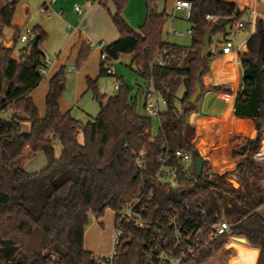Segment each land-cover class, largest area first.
<instances>
[{
  "label": "trees",
  "instance_id": "trees-1",
  "mask_svg": "<svg viewBox=\"0 0 264 264\" xmlns=\"http://www.w3.org/2000/svg\"><path fill=\"white\" fill-rule=\"evenodd\" d=\"M107 1L99 0V3L108 11ZM110 1L115 7L110 17L119 38L103 50L112 63L122 56H132L130 67L142 78L152 79L165 100V109L157 118V133L151 131L152 117L138 112L121 79H117V93L106 97L98 93L95 80L86 78L87 91L100 104L106 102L86 123L76 120L69 112L61 113L58 102L65 87L63 68L48 81L45 114L40 117L30 92L44 78L37 70L42 65L44 32L39 26L33 27L31 35L37 37V42L33 44L30 40L25 44L17 58L12 57V47L0 45V114H10L8 120L0 117V264H46L44 253L49 251L60 257L58 264H92L93 254L83 246L88 214L98 218L106 209L115 212L145 188L153 191L145 212L147 226L144 230H129L131 239L122 243L114 264H143V243L154 227L161 225L168 229L167 216L173 210L181 220H192V228H210L217 221L214 214L221 215L224 205L217 192L236 198L247 211L229 221L226 234L182 264L205 263L231 236L244 237L251 247L258 248L256 264H264V217L256 211L264 203V197L253 205L247 201L250 187H254L253 178L258 174L257 162L251 156L264 129L262 20L256 18L237 52L241 83L233 91L209 68L211 53L208 57L201 55L205 32L209 31L211 37L223 28L207 22L205 15L225 17L228 23H234L244 13L243 0H186L192 4L187 19L190 23L187 49L163 42L166 16L153 10L152 0H146L144 21L137 30L130 28L121 16L126 0ZM17 3L18 0H0V30L12 28L13 43L19 35L11 25ZM89 46L87 42L82 44L75 63L77 68L87 59ZM182 51L185 52L183 64H178L176 58ZM158 58L163 59V65L156 63ZM99 75H108L102 61ZM207 76L213 82L204 84ZM198 80L201 96L189 104ZM180 87L183 94L177 98ZM206 91L234 100L231 115L215 125V141L210 139L212 134L206 127L207 130L196 133L197 128H203L201 117H195L201 121L200 127L188 124L189 114L193 121L196 113H214V109H196ZM20 120L29 122L28 132H21ZM78 135L82 136L81 142ZM196 136H202L204 142H195ZM56 144L60 150L58 156H55ZM26 149L27 157L37 152L44 155L46 164L40 171L28 173L23 169L21 161ZM176 150L190 155L189 165L179 164L171 157ZM161 151L168 153L178 175L172 183L150 186ZM197 157L203 160L200 176L195 170ZM138 159L144 165L142 169L136 166ZM209 163L215 166L211 176L207 171ZM230 176L239 177L238 188L229 181ZM241 185L243 193H239ZM243 242L242 238L230 239L237 254L226 264L255 263V249Z\"/></svg>",
  "mask_w": 264,
  "mask_h": 264
},
{
  "label": "crops",
  "instance_id": "crops-1",
  "mask_svg": "<svg viewBox=\"0 0 264 264\" xmlns=\"http://www.w3.org/2000/svg\"><path fill=\"white\" fill-rule=\"evenodd\" d=\"M44 2H45L44 0L38 1V11L42 16L41 18H39V20H36L38 24L35 26H39L41 30L44 32V39H43V43L41 44V49L44 50L43 52L48 56V58H52L51 61L52 63L48 68L47 74L44 76L41 82L36 86V88H34L30 92V97L34 101L40 117H43L45 114V95L48 91L49 79H51L60 69L63 68L65 71V68L67 66L69 67L66 69V72L68 74H65V87L58 102L61 113H66V112L70 113V107H69L70 103L69 102L66 103L64 101L70 83L73 85L72 87V92L74 94L72 98L73 101L77 100V98L80 95H83L84 93L88 92L86 86V78L95 80V85L98 93L100 95L106 96L104 93L100 92L98 85V79L100 78L99 43L102 42L105 45H108L119 38V33L116 30L114 24L112 23L110 17V14H113L115 12V7L110 0L106 2V7L108 11L101 6L99 0H49L47 11L41 12L40 7L43 5ZM129 2H131V0H128V3ZM243 2L245 6L251 4L250 0H244ZM75 6L79 7L80 13H77V11L74 9ZM256 10H257V5H256ZM156 13L160 14V12H156ZM163 14H165L166 19L167 17L170 18V23L172 25L178 15L182 14L185 17V11L183 9L176 10L174 8V4L171 10H169V12L165 10ZM143 15L144 18L145 13H143ZM30 16H31V10L28 4V0H18L15 13L12 17V22H11L12 27H14L18 31V33H20V29L23 28L24 25L29 22ZM121 16L125 20V22L129 25V27L132 28L133 30H137L144 21V19L142 21V17H138L136 21L137 24L135 25L134 24L135 21L128 20L129 18H126L127 16L125 15L124 12L121 13ZM4 29L9 30V37L8 38L3 37L2 39H0V45H3L7 41L9 42L8 47H11L12 44H14L12 40L13 29L7 27H4ZM168 33L166 36H163L164 43L181 46L184 49H187V47L190 45V44L181 45L172 42L168 36ZM84 42H87L88 45H90L89 46L90 52L87 59L80 64L79 66L80 68L79 70H77L78 68L75 66V63L77 61L81 46ZM244 42L245 40L240 44L239 48L244 44ZM239 48L235 47L234 51L228 54H222L220 53V51L218 52L222 54V56L225 59V62L223 63L224 66L221 69H220V61L218 62L217 60H213L212 63L211 62L208 63L209 68L215 70L216 74L219 75V77H222V81L228 84L231 88H232L231 82L233 81L232 79H235L233 75L238 74V68L236 67L235 64L237 63V65H240L239 58L237 55ZM184 51H182L181 55H179L176 58L178 64H181L183 62L182 60L185 55ZM209 53H211L210 49H209ZM12 57L15 58V56L13 55ZM131 59L132 56L130 55L125 57L124 56L120 57L116 62L112 63V70L114 71L116 77L118 79H121L128 88L130 99L132 101L135 100L136 104L138 105L139 100H141L143 103V93L147 88V83L145 78H142L130 67ZM118 63L123 64L130 71H132L133 74L131 75L130 73H128L130 76L129 78L126 77L124 75L125 73L124 71L123 72L119 71L118 69L119 67H117ZM71 68L72 70H70ZM211 82H213L211 81V77L207 76L204 78V84H208ZM233 103L234 100L229 101L222 97H219L218 95L214 96V94H211L210 92L206 91L203 93L202 100L196 106V109H214V113H209V114L204 113L203 115H200L202 119L204 116L208 118L210 117L213 118L215 117L214 114L218 112L217 109H233ZM102 107L103 105L101 103L100 109ZM220 117H223V115L221 114ZM199 119L193 120L192 124L197 125V121ZM216 119L219 118H217L216 116ZM28 152L29 150L26 149L25 155H27ZM35 158L37 163L34 165L33 161ZM27 162H30V164L25 165ZM45 164H46V160L44 155L41 152H37L31 157H29V159H27L26 162L23 163V169L28 173H35L40 171L45 166ZM259 193L260 195L263 196L264 191L260 190ZM232 237L242 238L244 240L243 244L245 246H250L244 237H236V236H232ZM232 237L229 238L228 243L223 248L224 249L226 248V251L229 252H231L234 249L233 251H235V256H236L237 249L235 246H232V244L230 243V239ZM251 248L255 249L256 260L254 264H256L259 255V249L256 247H251ZM226 263L227 262L225 261L223 264Z\"/></svg>",
  "mask_w": 264,
  "mask_h": 264
},
{
  "label": "built area",
  "instance_id": "built-area-1",
  "mask_svg": "<svg viewBox=\"0 0 264 264\" xmlns=\"http://www.w3.org/2000/svg\"><path fill=\"white\" fill-rule=\"evenodd\" d=\"M40 7L41 12L47 11L48 1ZM251 4L244 7L246 19H237L233 24L236 29L245 28L250 26L252 28L256 18V5L258 1L264 5V0H250ZM174 8L176 10L183 9L185 17L188 19L191 15L192 4L186 0H175ZM74 9L80 13L79 7L75 6ZM218 17L212 14H206L205 20L207 22H214ZM190 33V29L187 31ZM32 39L31 30H26L24 34L18 35V41L21 43H29ZM104 43H99L100 47V61L104 63L106 73L111 76H116L112 70V62L108 59L107 54L104 52ZM235 46L230 40H225L220 48V53L228 54L234 51ZM51 60L43 53L42 65L38 67V72L45 76L48 68L51 65ZM158 65H163L162 58L156 60ZM72 70V68L70 69ZM138 71H141L139 68ZM147 88L143 93V115L147 117H157L160 110V105H165V100L162 98L161 93L157 91L153 85L151 78L145 79ZM114 89L118 91L119 83L115 81ZM171 157L176 159L179 164L189 165L191 157L188 153L176 150ZM255 162H264V129L261 132V139L258 148L251 156ZM159 163L155 174L150 178L149 185L156 183H172L177 177V168L170 164V156L168 153L161 151L157 157ZM136 166L139 169L144 167L140 159L136 161ZM215 170L212 163L207 165L209 176ZM261 186L264 187V180L261 181ZM153 198V191L151 188H145L135 194L129 201H127L122 208L115 211L113 220V234L111 238V247L106 254H93L92 264H114V259L118 255L123 242H129L131 239V228L136 230H144L147 226L145 221V212L149 205L150 200ZM166 230L161 225L154 227L149 235L148 240L143 243L141 256L143 264H182L186 259L191 257L196 252L206 247L209 243L214 241L228 232L230 229L229 222L223 220L220 214H214L217 219L216 223L211 225L210 228H192V220H181L177 211H172L167 216ZM232 237V236H231ZM45 258L48 260L46 264H58L60 257L52 252H45Z\"/></svg>",
  "mask_w": 264,
  "mask_h": 264
},
{
  "label": "rangeland",
  "instance_id": "rangeland-1",
  "mask_svg": "<svg viewBox=\"0 0 264 264\" xmlns=\"http://www.w3.org/2000/svg\"><path fill=\"white\" fill-rule=\"evenodd\" d=\"M38 1L39 0H28V4L31 10V16L29 17V22L24 25L23 28L20 29L19 34H24L26 30H31L35 25L38 23L36 20H39L41 18V14L38 11ZM244 1V0H243ZM175 0H152V8L155 12H160L163 13L165 10L169 12L171 10ZM241 6H245L244 2L241 4ZM146 11V0H131V2L128 3V0H126L125 6L122 10L121 13H125L127 16L126 18H129L128 20H133L135 21V25L137 24L136 21L138 17H142L143 21V13ZM257 17H259L262 22H263V27H264V5L261 3V1L257 2V10H256ZM182 14L178 15L177 18L174 20L173 25L170 23V18L167 17L166 23L164 24L163 27V36H166L168 33L169 38L171 39L172 42L181 44V45H189L190 44V37L187 33V31L190 28V23L188 20H186ZM239 19H246V14L243 13ZM251 31V27H245V28H240L236 29L234 27L233 23H227L223 26L222 30H219L212 34L210 37L211 39V45H210V52H211V57L209 62H213V60H217L218 62L220 61V69L224 66L223 63L225 62L224 57L222 54L218 53L220 51L221 45L225 40H230L236 48H239L240 44L247 39L249 36V33ZM8 38L9 37V30H6L4 28L1 29L0 31V39L2 38ZM43 43V42H42ZM4 47L9 46V42H5L3 44ZM25 46V43H21L18 40L12 44V55L15 56V58L18 57V52L19 49ZM42 50V49H41ZM44 50H42L43 52ZM44 53V52H43ZM125 57V56H124ZM52 61V58H49ZM116 62V61H115ZM208 62V63H209ZM183 64V63H181ZM116 65V64H115ZM236 67L238 68V74L233 75L235 79H232L231 85L233 91H235L238 86L241 83V69L240 65L235 64ZM69 66L65 68V74H68L66 72V69ZM117 67H119V71H124V75L129 78V74H133L132 71H130L127 67H125L123 64L118 63ZM232 67V66H230ZM235 67V68H236ZM80 67H78L77 70H79ZM76 72V70H75ZM222 73V70H221ZM231 77V78H233ZM118 78L116 76H111V75H102L98 79V85H99V90L101 93H104L106 96H111L117 91L114 90V83ZM119 83V82H118ZM72 87L73 85L70 83L69 88L66 92V96L64 98V101L67 103L69 102L70 105V115L74 116L75 119L79 120L81 123H86L88 120H90L92 117H95L97 113L100 110V103L92 98L91 92H86L83 95H80L77 100L73 101L72 98L74 96L72 92ZM183 93V87H180L177 91V98H180ZM34 103V101H33ZM35 104V103H34ZM176 106H179L178 102H176ZM165 109L164 105H160V110L163 111ZM137 110L139 113L143 114V106H142V101L139 100L138 105H137ZM218 112L215 115V117H203L202 119V124H200L199 120L197 121L198 127H203L201 129H196V133H200V131L207 130L209 129L211 131L212 136H210L211 140L215 141V129H216V124L219 120H224L227 119L226 115L223 117H220V115L223 113H226V109H217ZM229 116L232 113V109L229 110ZM217 118L219 119H216ZM0 117L2 119L8 120L10 119V114L9 113H1ZM195 117L200 118V114H194L193 119L195 120ZM189 122L188 124L192 126V114H189L188 116ZM229 119V118H228ZM199 122V124H198ZM20 129L21 132H28L29 130V122L27 120H20ZM209 124V125H208ZM151 131L153 134L157 133L159 122L157 117H152L151 119ZM205 127L207 129H205ZM210 134V135H211ZM197 140L195 142H204L203 137L201 136H196L195 137ZM78 140L81 142L82 141V136L78 135ZM220 140L224 142V138L221 137ZM221 142V143H222ZM198 144V143H197ZM59 146L56 144L55 146V156L59 155ZM207 149L205 150V152ZM41 155V154H40ZM29 157L27 155L22 159L21 165L23 167V163L27 161ZM36 158L33 161V164L35 165ZM30 164V162H27L25 165ZM257 171L258 174L256 177L253 178V186L256 187L258 190L254 189V187H250L251 191L248 194L247 201L250 202V205H253L256 203L258 200H260L263 196L260 195L259 190L264 191V187L261 186V181L264 180V162H257ZM251 177V176H250ZM230 182H235L237 185L233 184L235 188L239 187V177L237 176H230L229 177ZM243 185L240 186L239 193H243ZM257 193V194H256ZM247 211V207L242 204L239 200L236 198H231L230 201L227 204L222 205V211H221V217L223 220L229 222L233 217L239 216ZM256 211L264 217V203L259 205L256 208ZM114 214L115 212L111 209H106L103 213L102 216L96 218L91 214H88V222L85 227L84 231V239H83V246L86 251L92 253V254H106L109 252L110 247H111V238L113 234V220H114ZM234 250V249H233ZM226 251V248L221 249L215 256L210 258L208 261H206L203 264H223L225 261L228 262L229 260L235 258V251ZM229 258V259H227ZM227 259V260H226Z\"/></svg>",
  "mask_w": 264,
  "mask_h": 264
},
{
  "label": "water",
  "instance_id": "water-1",
  "mask_svg": "<svg viewBox=\"0 0 264 264\" xmlns=\"http://www.w3.org/2000/svg\"><path fill=\"white\" fill-rule=\"evenodd\" d=\"M215 23L218 26L223 27L225 24L228 23V19L225 18V17H218L216 19ZM209 39H210V33H209V31H206L205 32V37H204V45H203V49H202V52H201V55L203 57H208L209 56V49H210V40ZM36 42H37V37L34 36L31 39V43L35 44ZM200 96H201V87H200V80H198L196 82V85H195L194 93L188 99V103L189 104H193V103L197 102L198 99L200 98ZM102 105L104 107L106 105V102L103 101ZM195 170H196V174L198 176H200L201 173H202V170H203V160H202L201 157H197L195 159ZM232 183L237 185L235 182H232ZM217 196L220 197L223 200L224 204H227L230 201V199H231V197L228 194H224V193H220V192H217Z\"/></svg>",
  "mask_w": 264,
  "mask_h": 264
},
{
  "label": "bare ground",
  "instance_id": "bare-ground-1",
  "mask_svg": "<svg viewBox=\"0 0 264 264\" xmlns=\"http://www.w3.org/2000/svg\"><path fill=\"white\" fill-rule=\"evenodd\" d=\"M229 110H231V109H226L227 112H226V113H223V116H225V115H226V116L229 115V113H230Z\"/></svg>",
  "mask_w": 264,
  "mask_h": 264
}]
</instances>
